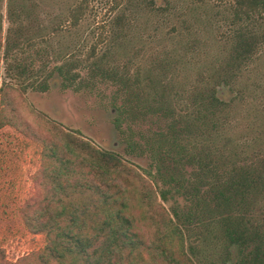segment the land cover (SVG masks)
Listing matches in <instances>:
<instances>
[{"label":"trees","instance_id":"obj_1","mask_svg":"<svg viewBox=\"0 0 264 264\" xmlns=\"http://www.w3.org/2000/svg\"><path fill=\"white\" fill-rule=\"evenodd\" d=\"M142 1L151 12L167 11V4ZM218 1L230 6L237 21L257 20L255 27L233 30L224 65H216L208 78L194 82L186 96L175 89L176 77H167L164 71L168 65L177 71L174 64L187 56L190 44L183 53L166 51L160 66L138 65L133 83L126 78V89L138 102L170 121L168 131L149 150V167L138 166L78 131L66 130L30 106L50 133L27 122L20 128L40 146L44 197L36 206H20L19 213L27 230L42 235L44 243L15 260L0 247V264H229L235 250L239 251L236 264H264V156L242 157L251 145L228 133L224 113L230 103L219 94L222 85L237 81L261 46L264 34L254 28L261 27L263 20L258 17H264V0ZM88 7L89 0H81L57 27L78 26ZM25 8L9 0L6 32L0 9V77L1 69L5 73L0 82V129L16 125L9 113L17 98L26 99L28 89L48 91L55 73L68 86L82 79L80 71L67 68L75 63L70 55L58 56L65 61L50 69L55 56L48 38L25 36L31 25ZM120 21L116 18L113 23ZM42 43L46 50L32 48ZM93 56L95 47L85 59V68L96 74L110 71L91 60ZM37 60L44 64L37 66ZM117 72L123 78L122 70ZM142 83L145 89L140 90ZM126 149L141 153L133 140L127 141ZM170 201L174 202L169 207ZM257 207H262L261 215ZM208 248L213 255L217 249L218 260L209 256L207 261Z\"/></svg>","mask_w":264,"mask_h":264},{"label":"rangeland","instance_id":"obj_2","mask_svg":"<svg viewBox=\"0 0 264 264\" xmlns=\"http://www.w3.org/2000/svg\"><path fill=\"white\" fill-rule=\"evenodd\" d=\"M80 1L16 0V3L26 5V18L31 19L25 36L36 40L48 38L47 45L55 56L49 64L50 69L65 61L57 59L58 56L70 55L75 63L66 66L80 71L82 79L68 86L64 78L55 73L48 91L28 89L27 100L17 98L14 110L9 113L16 125L9 124L0 129V247L12 260L44 243L42 235H33L27 230L19 213L20 206H36L44 197L43 179L38 169L40 146L20 128L27 122L36 130L50 133L47 124L31 113L30 106L66 130L78 131L97 145L121 153L138 166L149 167L152 162L149 150L162 133L168 131L170 121L155 112L152 106L138 102L126 89V78L133 83L138 77V65L160 66L166 51L183 53L190 44L187 56L178 57L174 64L177 71H171L173 68L169 65L164 71V74L168 72L165 76L176 77L175 89L186 96L194 82L208 78L216 65L226 63L231 53L233 30L255 27L256 20L245 17L237 21L230 6L218 0H155L157 5H168L167 11L161 13L151 12L143 6L142 0H89L88 11L78 26L63 24L57 27L58 21L65 19L70 8ZM8 2L0 0L5 32L9 27ZM116 18L122 20L118 25L113 23ZM258 18L263 20L259 24L261 27L254 29L264 34V17ZM56 27L57 31L54 30ZM262 40L259 50L240 70L237 81L219 89L220 96L230 103L224 113L228 133L235 140H245L251 145L252 150L242 154V157L250 156L251 160L264 156ZM94 47L96 56L91 60L110 69L106 74H96L84 67L87 66L85 59ZM32 48L46 50V43ZM180 59H183L182 63H179ZM43 64L42 60H37V66ZM117 70H122L123 78ZM175 72L178 75H174ZM4 75L1 69V83ZM139 89H145V85L142 83ZM128 140L136 142L141 148L140 154L127 152ZM173 202L167 205L170 207ZM256 212L261 215L262 207H257ZM204 254L207 261L209 256L218 260L216 248L214 255L209 248ZM238 257L239 251H233L228 263L236 264Z\"/></svg>","mask_w":264,"mask_h":264}]
</instances>
